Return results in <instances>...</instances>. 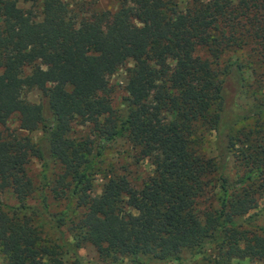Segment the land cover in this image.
Wrapping results in <instances>:
<instances>
[{"label": "trees", "instance_id": "16d2710c", "mask_svg": "<svg viewBox=\"0 0 264 264\" xmlns=\"http://www.w3.org/2000/svg\"><path fill=\"white\" fill-rule=\"evenodd\" d=\"M111 1L79 15L65 0H41L37 14L0 0V191L17 200L0 206L2 264H67L66 254L84 264L86 245L107 264L181 263L185 252L199 264H264L254 212L264 200V0ZM229 50L246 51V76L236 59L221 67ZM129 60L115 109L108 77ZM239 89L250 105L234 101ZM31 90L41 101L24 98ZM13 114L19 131L6 127ZM75 120L85 135H72ZM117 138L151 165L139 184L126 165L102 162ZM35 191L40 209L66 203L49 214L58 242L27 201Z\"/></svg>", "mask_w": 264, "mask_h": 264}, {"label": "rangeland", "instance_id": "374dc122", "mask_svg": "<svg viewBox=\"0 0 264 264\" xmlns=\"http://www.w3.org/2000/svg\"><path fill=\"white\" fill-rule=\"evenodd\" d=\"M69 3V7H74L78 14H89L92 10H99V9H114L116 7L115 2L111 0H65ZM189 0H179L181 6L186 4ZM17 4L20 7L25 9L31 8L36 14L39 12L41 0H17ZM87 10V11H85ZM85 13H81V12ZM250 50V49H249ZM204 54L203 50L201 51ZM237 60L240 63H244L245 67L242 68L243 75L246 76L247 68H248V57L246 55L245 50H229L223 54L222 57V65L221 67L226 66L225 64L234 60ZM133 62L131 60L127 61L124 65L118 68L112 75L108 77L109 86L111 88V97H112V104L115 109L122 108V100L125 95L124 85L126 81V73L127 68L131 67ZM248 80L251 78L246 77ZM234 101L237 102L239 105L248 106L253 101V96H250L249 92H244L242 89L236 90L233 94ZM24 98L27 99L29 102H39L41 101V94L37 90L27 91L24 94ZM6 127L10 131H19V116L18 114H13L7 121ZM87 133V125L79 120H75L72 124V135L74 137H81ZM41 132L36 131L32 132L29 135L35 141L39 138ZM213 139V138H211ZM210 155H214L215 151L212 146L208 149ZM133 150L131 149L130 145L124 138H117L114 141L108 143L105 151H104V160L102 161L104 165L108 164V162H114L116 164L126 165L130 170L132 176V182L134 184H139L141 179L147 176L151 170V165L148 160L135 164L131 158ZM55 170V165L53 162H50L48 173ZM28 174L32 177L35 187H39L41 174L43 173V167L41 165V161L36 158L31 159L30 163L27 166ZM57 171V168L54 172ZM130 176V175H129ZM102 179L99 175L94 176L93 180V193H99L101 190ZM40 193L39 191H35L34 195L29 198L27 201L29 204H32L37 208L39 212V221L43 224V232L44 236L48 237L52 240L59 241V231L53 226L52 217L49 214H58L60 210H62L65 206V202H50V206L48 210L40 209ZM17 205V200L11 194L10 190H3L0 191V206H14ZM254 212H258V219L256 224L264 225V200L260 199L258 202V207L254 210ZM68 221L65 223L60 224L59 229L64 230L66 234H68L67 230ZM66 236V235H65ZM67 237V236H66ZM79 254L82 256L84 264H107L104 261L98 258L97 252L92 246L86 245L79 250ZM201 255L197 254L191 256L190 253L185 252L182 255V262H169L167 264H199ZM2 258L0 255V264H2ZM64 260L67 264L72 262V255L66 254ZM124 263H128L127 260H124ZM202 264V263H201ZM233 264H262L261 262L255 259H242V260H235Z\"/></svg>", "mask_w": 264, "mask_h": 264}]
</instances>
